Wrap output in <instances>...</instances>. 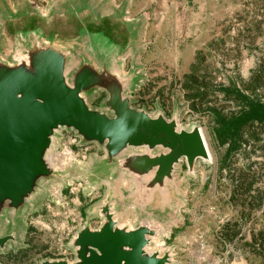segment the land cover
I'll list each match as a JSON object with an SVG mask.
<instances>
[{"label":"rangeland","instance_id":"obj_1","mask_svg":"<svg viewBox=\"0 0 264 264\" xmlns=\"http://www.w3.org/2000/svg\"><path fill=\"white\" fill-rule=\"evenodd\" d=\"M80 14L108 18L129 35L123 59L125 72L137 74L133 106L151 113L159 107L168 118L177 111L181 126L199 125L214 158L199 160L190 176L185 160L177 166L182 193L173 191L171 207L163 209L157 195L146 213L128 208L120 219L161 222V249H170L173 264H264V122L246 124L231 155L220 135V120L245 109L222 89L238 87L264 102V0H0V54L8 48V22L38 17L61 25ZM106 97L100 91L89 104L100 108ZM56 152L72 156L68 176L16 223L0 218V234L15 226L18 238L0 250V263L73 260L76 230L101 222L95 207L109 186L89 182L83 170L104 151L79 145L74 131L62 129Z\"/></svg>","mask_w":264,"mask_h":264},{"label":"water","instance_id":"obj_2","mask_svg":"<svg viewBox=\"0 0 264 264\" xmlns=\"http://www.w3.org/2000/svg\"><path fill=\"white\" fill-rule=\"evenodd\" d=\"M83 14V13H82ZM74 15L55 25L38 17L7 23L8 48L0 54V218L19 221L55 183L68 176L55 161L60 131H74L79 145L104 151L83 170L109 191L95 211L98 227L84 223L69 242L74 259L40 264H173L170 249L151 248L165 226L141 218L122 221L128 208L146 213L161 197L171 207L170 186L178 187L177 166L188 176L199 160H211L202 128L179 124L161 108L133 106L137 74L124 70L128 34L108 18ZM100 91L101 107L89 98ZM128 181V187L118 183ZM17 243L16 228L0 234V250ZM3 264V263H0Z\"/></svg>","mask_w":264,"mask_h":264},{"label":"trees","instance_id":"obj_3","mask_svg":"<svg viewBox=\"0 0 264 264\" xmlns=\"http://www.w3.org/2000/svg\"><path fill=\"white\" fill-rule=\"evenodd\" d=\"M222 90H224L229 95H236L245 105V109L239 114L229 119L222 118L220 120L222 128L220 135L223 141L230 142L229 155H231L240 147L239 139L241 129L249 122H264V102L249 97L238 87L224 88Z\"/></svg>","mask_w":264,"mask_h":264},{"label":"bare ground","instance_id":"obj_4","mask_svg":"<svg viewBox=\"0 0 264 264\" xmlns=\"http://www.w3.org/2000/svg\"><path fill=\"white\" fill-rule=\"evenodd\" d=\"M204 136H205V139H206L207 144H208L207 136H206L205 133H204ZM208 147H209V145H208ZM209 152H210V156H211V159H212L213 153H212V151H211L210 148H209ZM54 160L57 161L61 166L66 167L67 164H71L72 163V160L73 159H72V156H66V153L65 152L62 153V154H58L57 152H55V159ZM50 189L52 190L53 188H50ZM52 191L55 192V193H57L55 190H52ZM173 191L176 193V195H179V194L181 195L182 192H181V186L179 185V183H178V187L177 188H175L174 186H170L171 199L175 201V197L172 195ZM156 198H157V195H156ZM162 235L163 234H161L160 236H162ZM159 237L156 238L152 242L151 248H162L161 247V241L159 240Z\"/></svg>","mask_w":264,"mask_h":264},{"label":"crops","instance_id":"obj_5","mask_svg":"<svg viewBox=\"0 0 264 264\" xmlns=\"http://www.w3.org/2000/svg\"><path fill=\"white\" fill-rule=\"evenodd\" d=\"M131 4V3H130ZM128 11H130V9H127ZM131 11L132 12H137L138 10H137V6H136V8L135 7H132V9H131ZM102 221V220H101ZM101 223V222H100ZM100 223L97 225V226H94V227H98L99 225H100Z\"/></svg>","mask_w":264,"mask_h":264}]
</instances>
